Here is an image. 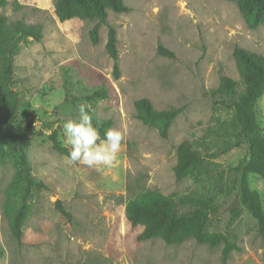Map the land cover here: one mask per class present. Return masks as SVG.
Returning a JSON list of instances; mask_svg holds the SVG:
<instances>
[{
  "label": "rangeland",
  "instance_id": "374dc122",
  "mask_svg": "<svg viewBox=\"0 0 264 264\" xmlns=\"http://www.w3.org/2000/svg\"><path fill=\"white\" fill-rule=\"evenodd\" d=\"M7 1L0 16L41 25V39L20 43L13 60L11 83L19 106L10 127L18 133L30 121L23 143L31 174L45 188L32 191L17 244L2 205L7 186L20 179L22 161L18 142L0 137V264H222L220 242L137 240L141 227H132L124 211L130 191L138 188L212 198L217 210L207 230L239 247L226 264H264L255 219L236 203L230 185V169L242 158L243 147L204 160L197 178L176 181L172 169L182 140L210 139L206 130L230 118L232 111L210 90L227 76L234 91H242L233 49L264 54V0H240L249 10L261 7L254 25L242 17L236 0H123L129 11L106 10V21L116 30L118 77L105 48V24L92 44L94 21H59L54 0ZM158 44L173 56L158 54ZM97 86L105 87L106 97L64 99L65 88L68 95H81ZM139 98L157 110L181 108L166 138L134 117ZM250 106L264 137V95ZM81 118L111 123L102 131L80 126ZM54 140L72 157L59 154ZM247 180L264 209V176L250 173Z\"/></svg>",
  "mask_w": 264,
  "mask_h": 264
},
{
  "label": "trees",
  "instance_id": "16d2710c",
  "mask_svg": "<svg viewBox=\"0 0 264 264\" xmlns=\"http://www.w3.org/2000/svg\"><path fill=\"white\" fill-rule=\"evenodd\" d=\"M7 0H0V7L7 4ZM242 17L251 25L257 22L261 7L247 9L240 0H236ZM113 12H127L130 8L123 0H54V11L59 21L71 18L93 20L89 30L92 44L99 41L98 27L107 26L105 48L112 59V73L119 76L117 37L115 28L107 23L106 10ZM42 37L41 25L25 23L21 19L7 20L0 16V137L16 140L22 161L20 179L10 183L5 191L6 197L2 205V214L7 222L12 238L17 244L21 243L23 226L31 211V194L34 189L45 188V183L31 174L27 147L23 143L27 126L15 133L10 123L15 119L18 109V99L12 89L11 71L13 60L18 53L20 43L27 38L39 41ZM160 55L172 57L173 53L161 44L157 46ZM236 68L243 84L242 91H234V80L222 76L217 87L210 90L211 97L216 96L217 102L225 109L231 110L229 119L221 121L217 126L209 127L206 135L210 139L195 141L182 140L176 146V162L173 174L176 181L188 177L197 178L201 173L204 160L214 158L231 149L243 147V156L233 166L230 185L235 190L236 203L246 209L255 219L256 232L264 243V209L261 206L259 194L249 188L247 176L250 173L264 176V137L251 110V102L260 95H264V54L259 55L241 47L233 49ZM64 97L71 102L77 100L91 101L95 98L107 96L104 86H97L83 90L81 95ZM219 98V99H218ZM180 107L157 110L146 98L134 101V117L144 125L154 128L158 135L166 138L169 128L180 112ZM80 126L105 131L110 119L77 120ZM212 141V146L208 145ZM54 149L62 155L72 157L69 148L61 146L54 140ZM131 190V189H129ZM127 199L124 215L132 226H140L141 231L136 239L139 241L159 238L167 245H179L186 240H193L197 244L214 245L215 241L222 244L221 262L226 264L230 252L239 247L229 241L224 235L207 230L209 216L217 210L210 197L163 195L156 189H132ZM58 208L65 216H69L57 202ZM3 249L0 246V256Z\"/></svg>",
  "mask_w": 264,
  "mask_h": 264
}]
</instances>
